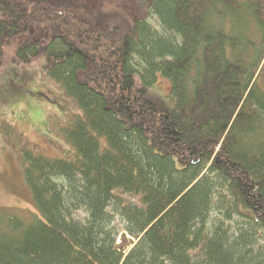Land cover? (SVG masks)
Wrapping results in <instances>:
<instances>
[{"label": "trees", "instance_id": "trees-1", "mask_svg": "<svg viewBox=\"0 0 264 264\" xmlns=\"http://www.w3.org/2000/svg\"><path fill=\"white\" fill-rule=\"evenodd\" d=\"M73 4L0 0V66L20 38L15 62L43 56L79 110L69 156L23 146L35 211L0 209V264H264V0H150L159 27L129 28Z\"/></svg>", "mask_w": 264, "mask_h": 264}, {"label": "rangeland", "instance_id": "rangeland-1", "mask_svg": "<svg viewBox=\"0 0 264 264\" xmlns=\"http://www.w3.org/2000/svg\"><path fill=\"white\" fill-rule=\"evenodd\" d=\"M72 1L76 12L101 26L117 24L129 28V23L137 18H148L152 25L158 26L149 12L150 0ZM20 41V38H14L11 44L4 47L0 66V209L30 218L35 207L23 178L21 150L25 146L53 157L69 156L73 151L65 140L63 129L79 110L73 98L45 74L43 56L27 64L15 62L16 44ZM260 83L264 87V66ZM151 89L164 95L169 90V81L159 75ZM115 202L139 204L138 197L127 193H119ZM222 203L224 211L230 210L232 217L231 222L227 220L226 224L233 229L237 224L247 225L245 218L231 210L229 199L224 198ZM217 214L216 209L212 210L210 217H217ZM86 216L83 209L73 212V218L81 221ZM113 216L114 226L120 229L118 242L124 235L130 245L134 239L125 233L124 220L119 215Z\"/></svg>", "mask_w": 264, "mask_h": 264}]
</instances>
